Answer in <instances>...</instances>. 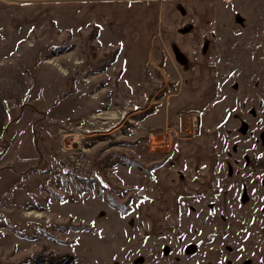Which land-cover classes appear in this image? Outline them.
<instances>
[{
  "label": "rangeland",
  "instance_id": "rangeland-1",
  "mask_svg": "<svg viewBox=\"0 0 264 264\" xmlns=\"http://www.w3.org/2000/svg\"><path fill=\"white\" fill-rule=\"evenodd\" d=\"M127 1L135 0H0V76L18 79L0 138V264H264V0L214 1L217 133L198 162L216 168L218 180L190 197L151 187L160 169L187 173L186 160L168 165L181 160L180 140L194 143L188 138L200 131L189 127L199 117L185 112L182 125L170 114L171 65L151 70L134 91L118 75L120 42L104 29L115 9L98 12ZM59 7L78 20H60ZM112 52L116 60L102 70ZM156 56L168 64L160 44ZM170 131L169 152L150 147L154 132ZM154 200L157 221L143 232L139 215Z\"/></svg>",
  "mask_w": 264,
  "mask_h": 264
},
{
  "label": "crops",
  "instance_id": "crops-1",
  "mask_svg": "<svg viewBox=\"0 0 264 264\" xmlns=\"http://www.w3.org/2000/svg\"><path fill=\"white\" fill-rule=\"evenodd\" d=\"M149 1L151 0L118 2L98 13L106 17L108 10L115 9L114 22L110 24L111 26L104 25V29L110 31L112 37L120 42L117 63L121 60L124 82L130 89L134 91L142 88L147 73L151 70L161 72L162 68L169 69V66H172L175 73L172 80L176 79L178 82L174 93H170L173 100L170 114L175 116L176 123L179 124L182 121V125L184 122L188 123L190 114H193L195 118L199 117L200 132L188 138L191 141L194 140V143L179 141V154L176 155L181 160H175L176 156L172 162L170 161L173 164L168 165L169 167L175 165L173 170H177V165H180L182 160H186L190 165L186 163L187 173L180 169V176L178 174V176L176 174L173 176V173L167 175L168 171L160 169L158 172L162 174L156 177L158 184L152 181L154 185L151 187H179L180 191L189 192V197L195 196L207 191V187H203V184L207 183L208 187H216L218 180L217 177L215 180L214 176L217 172L216 168L213 169V173L207 164L198 162L200 156L204 157L202 150L209 148L217 133V125L214 122L216 104L211 101L218 88V47L215 40L218 18L216 4L215 0H165L161 3H149ZM68 7H59L53 11L60 20L67 24L73 16L75 22L79 18L74 13L75 11H72L74 9ZM98 13L96 15H99ZM70 26H73V23ZM158 44L167 58L166 66L156 56ZM158 93L160 90L156 92V95ZM17 94L18 79L11 75L0 76V138L9 120L8 104L11 99L16 98ZM186 96L195 97L196 100L194 102L185 101ZM189 111L193 112L187 113L189 114L187 120L184 117L186 114H183ZM174 128L180 130L181 127L176 124V126H171V129L174 130ZM162 129L161 125H157L151 130ZM189 129L192 127L190 126ZM201 137H205L204 144L198 140ZM191 170L193 176L190 177L189 171ZM204 175H207L208 179L203 180ZM141 187H150V182L142 181ZM146 204L147 206L144 205L139 215L143 232L153 230L152 225L156 223V215L160 211V205L155 200L147 201ZM160 214V217L163 216V225L171 223L166 221L163 213ZM172 236L175 235L172 233Z\"/></svg>",
  "mask_w": 264,
  "mask_h": 264
},
{
  "label": "trees",
  "instance_id": "trees-1",
  "mask_svg": "<svg viewBox=\"0 0 264 264\" xmlns=\"http://www.w3.org/2000/svg\"><path fill=\"white\" fill-rule=\"evenodd\" d=\"M116 57H117V52H114V53L112 52V53L106 55L105 58L100 61V64L102 66L101 69L103 70L107 65L111 64L112 62H114L116 60ZM122 74H123V71H119L118 75L121 76ZM125 160H126V163H127L128 166H133V167L138 166V167H140L139 166L140 164L138 162H132V161L130 162L127 159H125ZM163 163H164V160L159 165H156L155 167H153V169H155L156 167L162 165ZM142 170H144V172L146 174L150 175V171H148L147 169L142 168ZM109 200L111 201V206L113 208L119 210V212L121 214H129L131 212V209L129 208L128 203H126V204L118 203L117 201H115V200H113L111 198ZM70 226H72V229H75V230H82L81 228H83V227H80V226H77V225H74V226L73 225H70ZM61 227L62 228H66V229H63V230H66V231L69 228H71V227H66V225H63ZM42 232H44V234H46V235L51 236L52 238H54L53 235L50 233L49 229L46 230L45 228H43L42 229Z\"/></svg>",
  "mask_w": 264,
  "mask_h": 264
},
{
  "label": "built area",
  "instance_id": "built-area-1",
  "mask_svg": "<svg viewBox=\"0 0 264 264\" xmlns=\"http://www.w3.org/2000/svg\"><path fill=\"white\" fill-rule=\"evenodd\" d=\"M196 121H193L191 123V127L192 129H194V131L198 132L199 130V123H200V119H195ZM165 133H158V132H154V134L152 135L151 139L149 141V145L151 148H156V147H163L164 148V152H169L170 149L173 146V136H172V131H170L169 135H165Z\"/></svg>",
  "mask_w": 264,
  "mask_h": 264
},
{
  "label": "bare ground",
  "instance_id": "bare-ground-1",
  "mask_svg": "<svg viewBox=\"0 0 264 264\" xmlns=\"http://www.w3.org/2000/svg\"><path fill=\"white\" fill-rule=\"evenodd\" d=\"M56 65H57V64H56ZM28 213H29V214H33V212H28ZM29 214H28V215H29ZM36 216H40V215L38 214V215H36Z\"/></svg>",
  "mask_w": 264,
  "mask_h": 264
},
{
  "label": "water",
  "instance_id": "water-1",
  "mask_svg": "<svg viewBox=\"0 0 264 264\" xmlns=\"http://www.w3.org/2000/svg\"><path fill=\"white\" fill-rule=\"evenodd\" d=\"M238 19H239V20L241 19L240 15H238Z\"/></svg>",
  "mask_w": 264,
  "mask_h": 264
}]
</instances>
